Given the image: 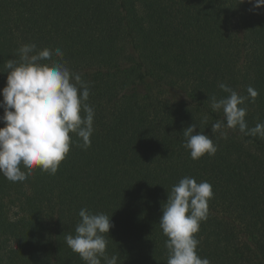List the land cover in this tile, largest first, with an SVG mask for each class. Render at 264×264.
I'll list each match as a JSON object with an SVG mask.
<instances>
[{
	"label": "trees",
	"instance_id": "1",
	"mask_svg": "<svg viewBox=\"0 0 264 264\" xmlns=\"http://www.w3.org/2000/svg\"><path fill=\"white\" fill-rule=\"evenodd\" d=\"M31 43L60 48L88 83L94 132L87 150L70 147L55 175L37 169L16 183L0 175V264H86L65 241L82 208L111 218L107 252L118 264H167L159 220L186 176L213 189L198 255L264 264V138L224 129L226 137H212L216 154L199 160L183 147L188 126L212 136L223 119L209 100L227 95L219 83L242 96L256 89L246 121L264 123V8L247 0H0V92L5 62Z\"/></svg>",
	"mask_w": 264,
	"mask_h": 264
},
{
	"label": "clouds",
	"instance_id": "2",
	"mask_svg": "<svg viewBox=\"0 0 264 264\" xmlns=\"http://www.w3.org/2000/svg\"><path fill=\"white\" fill-rule=\"evenodd\" d=\"M245 0H242V3ZM255 9L264 8V0H247ZM19 60L5 62L6 86L0 108V175L10 182H23L37 169L55 175L75 144L87 150L94 132V108L87 101L90 88L81 74L63 62L60 48L37 49L35 43L18 49ZM53 56L59 59H53ZM49 61L50 63H45ZM218 87L227 95L209 97L213 111H222L223 119L212 124V136L197 132L194 123L183 131V147L193 160L218 151L213 136H225L224 129L239 130L244 136L264 138V123L249 128L247 100L255 102L259 93L249 86L247 96L225 83ZM83 113V115H82ZM70 134H75L73 140ZM22 169H26L24 171ZM213 196L207 181L197 182L186 176L173 185L163 205L159 227L167 237V264H211L197 253L196 235L208 218V202ZM75 235L65 236L67 246L86 264H118L119 256L107 252L110 229L114 227L105 213L80 209Z\"/></svg>",
	"mask_w": 264,
	"mask_h": 264
}]
</instances>
